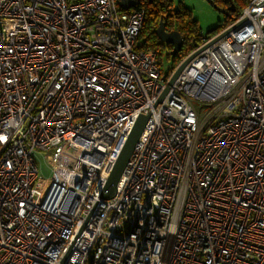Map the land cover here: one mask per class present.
<instances>
[{
  "label": "built area",
  "instance_id": "obj_1",
  "mask_svg": "<svg viewBox=\"0 0 264 264\" xmlns=\"http://www.w3.org/2000/svg\"><path fill=\"white\" fill-rule=\"evenodd\" d=\"M263 6L203 37L158 104L175 70L138 47L143 8L0 0V264H264Z\"/></svg>",
  "mask_w": 264,
  "mask_h": 264
},
{
  "label": "trees",
  "instance_id": "obj_2",
  "mask_svg": "<svg viewBox=\"0 0 264 264\" xmlns=\"http://www.w3.org/2000/svg\"><path fill=\"white\" fill-rule=\"evenodd\" d=\"M220 8L234 6L235 10L228 12L226 21L204 35L198 22L194 19L193 12L182 3L177 8L174 7L173 0H140V4L133 9L143 8L146 16L138 39L139 48L144 50H155L158 54V61L161 65L162 58L166 55L172 64L173 72L201 43L205 36H215L229 25L236 22L243 9L248 6L251 0H213ZM120 11L123 9L119 6ZM132 9V10H133ZM161 24H165L166 31L178 32L183 39V46L177 56H172L173 47L162 43L157 35V30Z\"/></svg>",
  "mask_w": 264,
  "mask_h": 264
},
{
  "label": "water",
  "instance_id": "obj_3",
  "mask_svg": "<svg viewBox=\"0 0 264 264\" xmlns=\"http://www.w3.org/2000/svg\"><path fill=\"white\" fill-rule=\"evenodd\" d=\"M209 4L219 10L222 13H225L228 15V11L220 8L217 6L213 0H207ZM140 4V0H119V6L124 10L128 11ZM264 7V6H263ZM262 7V8H263ZM239 26L236 25L225 32L219 34L212 43L217 42L221 38H223L225 35L229 34V32L235 30V28ZM157 35L159 40L167 45H171L173 47L171 51L172 56H177L179 52L182 49L183 46V39L181 35L176 32H168L166 31L165 24H161L160 27L157 30ZM206 47L200 48L199 50L195 51L191 55H189L173 72L172 76L170 77L169 81L167 82L166 88L163 91L160 99L158 100V104H160L165 96L169 93L170 89L173 87L174 83L176 82L179 75L182 73V71L188 66V64ZM149 120L148 115H141L138 120L136 121L113 169L110 174V177L100 195V200H110L114 198L117 194L118 184L124 174V171L132 157V154L135 150L136 145L138 144L144 130L146 127V124Z\"/></svg>",
  "mask_w": 264,
  "mask_h": 264
},
{
  "label": "rangeland",
  "instance_id": "obj_4",
  "mask_svg": "<svg viewBox=\"0 0 264 264\" xmlns=\"http://www.w3.org/2000/svg\"><path fill=\"white\" fill-rule=\"evenodd\" d=\"M174 7L177 8L180 3L189 8L193 12L194 19L198 22L199 27L204 35H208L209 31L216 28L220 22L226 21L227 15L213 8L207 0H173ZM228 12L234 11V6H226L222 8ZM164 75H168L172 70V64L168 61L166 55L162 58L161 63ZM35 160L39 169V176L48 179L52 174V167L48 161V153L38 150Z\"/></svg>",
  "mask_w": 264,
  "mask_h": 264
}]
</instances>
